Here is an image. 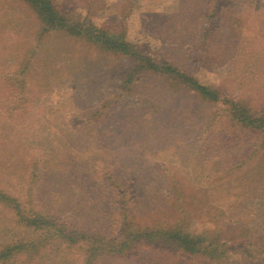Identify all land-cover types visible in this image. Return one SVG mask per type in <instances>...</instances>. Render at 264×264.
I'll list each match as a JSON object with an SVG mask.
<instances>
[{
    "label": "rangeland",
    "instance_id": "rangeland-1",
    "mask_svg": "<svg viewBox=\"0 0 264 264\" xmlns=\"http://www.w3.org/2000/svg\"><path fill=\"white\" fill-rule=\"evenodd\" d=\"M55 1L219 89L222 102L197 101L152 73L126 88L131 58L41 35L24 3L0 0V189L57 227L117 240L127 216L162 229L184 219L189 235L235 248L214 264H263L245 253L264 240V137L233 123L222 103L264 111V0ZM45 234L0 204V249L42 240L10 264H84L81 244ZM99 264L190 262L159 246Z\"/></svg>",
    "mask_w": 264,
    "mask_h": 264
},
{
    "label": "trees",
    "instance_id": "trees-1",
    "mask_svg": "<svg viewBox=\"0 0 264 264\" xmlns=\"http://www.w3.org/2000/svg\"><path fill=\"white\" fill-rule=\"evenodd\" d=\"M16 1L24 3L36 14L41 23V35L49 32H62L69 37L85 40L104 52L131 58L134 66L126 73L123 80L126 88L139 84L144 73H152L164 78L179 91L190 93L197 101L210 104L222 102V91L200 83L192 75L179 70L170 63H157L154 59L143 55L139 52L140 46L128 42L125 34L120 30L99 27L86 20H78L67 12H63L55 0ZM222 104L227 105L228 118L233 123L244 130L259 133L264 137V111L254 109L251 103L244 100L228 102L223 99ZM0 204L10 208L14 218L28 230L47 234L55 230L56 238L62 243L81 244V248L85 250L84 264H99L113 254L131 253L139 249L159 246L175 250L182 259L188 258L190 264H214L224 261L228 254L237 253L233 246H221L218 245L219 242L193 237L184 232L182 230L184 219H180L175 226L169 229H162L158 226H141L127 216L123 219L124 226L120 229L124 232V238L117 240V237L105 236L101 232H75L65 230L62 225L57 227L54 218L45 214H30L31 211L27 212L22 209L19 200L10 197L2 189H0ZM41 241V237L36 236L27 241L17 240L2 246L0 264L14 263L19 255L34 251ZM250 247L255 249L253 252L246 251V257L252 254L251 257L253 256L254 260L264 264V240L255 245L249 244Z\"/></svg>",
    "mask_w": 264,
    "mask_h": 264
}]
</instances>
